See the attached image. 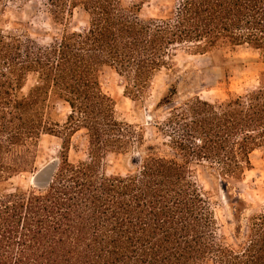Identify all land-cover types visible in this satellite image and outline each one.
Returning <instances> with one entry per match:
<instances>
[{"label": "trees", "instance_id": "16d2710c", "mask_svg": "<svg viewBox=\"0 0 264 264\" xmlns=\"http://www.w3.org/2000/svg\"><path fill=\"white\" fill-rule=\"evenodd\" d=\"M5 0H0V5ZM148 20L124 0H47L64 26L76 10L80 30L41 45L20 29L0 28V264H264V215L238 252L219 234L197 168L237 190L264 145V75L255 89L210 102L178 101L172 85L149 112L165 119L147 140L143 127L118 118L102 87L105 69L124 84L136 111L179 51L205 56L248 48L264 62V0H171ZM35 85L25 91L28 82ZM69 113L65 121L59 105ZM83 133L87 159L72 162ZM44 136L61 140L59 165L43 189L14 178L34 169ZM138 158L134 171L108 175L110 155Z\"/></svg>", "mask_w": 264, "mask_h": 264}, {"label": "rangeland", "instance_id": "374dc122", "mask_svg": "<svg viewBox=\"0 0 264 264\" xmlns=\"http://www.w3.org/2000/svg\"><path fill=\"white\" fill-rule=\"evenodd\" d=\"M124 4L126 7L141 6L140 15L145 20L167 15L173 9L171 0H124ZM85 21V15L76 10L73 18L65 22L64 26L55 24L47 0H5L0 5V28L23 30L41 45L60 39L65 27L71 31L82 29ZM175 62V67L163 70L156 77L146 99L148 112L136 111L135 104L124 96L123 80L114 71L105 69L101 79L104 92L116 101L118 118L143 127L149 141L159 138L162 142L154 126L165 119L168 111L159 112V118H152L149 112L167 95L172 85L177 88L178 101L199 96L210 102H218L227 100L230 95L255 89L264 75V62L260 54L248 48H240L236 52L224 50L205 56L179 51ZM34 85L35 81L31 79L25 91H29ZM58 113L65 121L69 111L60 104ZM82 136L83 133H80L73 140V144L79 147V152L71 149L72 162L87 159V142ZM61 144V140L55 137H42L34 169L14 178L15 186L24 190L32 189L33 179L38 171L50 162L59 160ZM134 158L136 157L110 155L103 163V171L108 175H126L136 168L132 165ZM251 160L253 170L246 173L243 182L232 184L237 188L230 192L232 202L237 198L241 201L237 205L230 204L222 185L210 178L204 168H197V181L202 191L211 198L220 237L238 252L243 251L242 247L250 242L254 224L252 219L264 215V145L253 153Z\"/></svg>", "mask_w": 264, "mask_h": 264}, {"label": "water", "instance_id": "95a60500", "mask_svg": "<svg viewBox=\"0 0 264 264\" xmlns=\"http://www.w3.org/2000/svg\"><path fill=\"white\" fill-rule=\"evenodd\" d=\"M137 164H138V158L136 157L132 160V165L136 166ZM58 165H59V160H54L53 162H50L41 170H39L33 179L34 187L39 189L46 188L50 184ZM222 190L224 192L227 191L226 184H222Z\"/></svg>", "mask_w": 264, "mask_h": 264}, {"label": "bare ground", "instance_id": "6f19581e", "mask_svg": "<svg viewBox=\"0 0 264 264\" xmlns=\"http://www.w3.org/2000/svg\"><path fill=\"white\" fill-rule=\"evenodd\" d=\"M54 176V175H53Z\"/></svg>", "mask_w": 264, "mask_h": 264}]
</instances>
